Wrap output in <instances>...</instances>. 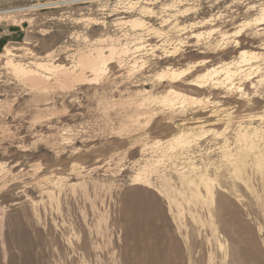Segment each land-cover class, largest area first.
<instances>
[{"label":"rangeland","instance_id":"obj_1","mask_svg":"<svg viewBox=\"0 0 264 264\" xmlns=\"http://www.w3.org/2000/svg\"><path fill=\"white\" fill-rule=\"evenodd\" d=\"M59 1L66 0H0V14L22 10L5 20L0 15V264H264V54L251 63L258 68L253 82L262 80L253 89L242 75L227 91L211 82L199 90L177 87L199 105L163 106L156 79L167 66L196 64L200 75L240 51L264 53V33L251 34L254 26L237 39L238 48L232 37L216 50L204 47L220 41L218 35H202L199 46L189 38L214 28L231 36L252 20L255 12L247 8L264 0L45 6ZM165 4L194 11L171 24H213L170 29L161 22L176 12L164 13ZM144 6L157 17L140 14ZM133 19L145 27L134 32ZM150 27L163 36L150 35ZM178 39L185 43L175 57L149 47L134 51L140 41L168 48ZM111 42L127 52L116 53L92 84L60 89L54 72L32 67L47 61L77 71V55ZM4 50L48 88L34 89L18 77ZM136 103L151 118L137 120ZM180 130L187 139L176 143ZM132 201L143 206L139 214Z\"/></svg>","mask_w":264,"mask_h":264},{"label":"bare ground","instance_id":"obj_2","mask_svg":"<svg viewBox=\"0 0 264 264\" xmlns=\"http://www.w3.org/2000/svg\"><path fill=\"white\" fill-rule=\"evenodd\" d=\"M81 1H79V2H81ZM73 2L74 1H72V0L71 1L66 0V1H61V2L59 1L58 3H56V2L55 3H49V4H46L45 6H53L54 5L56 7V5H58V4H70ZM177 4H180V3H177ZM35 7L36 6H34V7L32 6L30 8L33 11V8H35ZM162 7H163L162 10L164 11V13H166L165 11H169V10L171 12V11H173L172 9H174V11L176 13L169 16L168 18H164L162 20L161 24L164 26H170V29H176L177 28L178 32H181V31L183 32L187 29H188V31H192L194 29L201 28V27H204L206 25H210V23H212L211 20L208 19L205 21L192 22V23H189V24L183 25V26H179L177 23L171 24V22H172L171 18H176L178 16H180V17L188 16L192 13L193 10L191 11V8L178 9L179 6L176 7L173 4H169V5L165 4V5H162ZM27 8L29 9V7H27ZM23 9H25V8H23ZM19 10H21V9H19ZM19 10H14L15 12L14 11L13 12L12 11L11 12L10 11H8V12L4 11L0 15H4L2 18V19H4V18H7V16H5V15L11 14V13H18ZM247 10L251 11V12H253V11L255 12L253 14V18L251 17L252 20L247 21V22H242V23L240 22L241 24L237 25L239 27V29H237V31L234 34H231V36L226 32H221L217 28H214V29H210L209 31H205V32L203 31L202 33H193V34L191 33V36L189 38L195 39L194 46H199L200 45L199 44L200 37H202V35H207L208 37H210L211 35H218V37H220L221 40L216 41V42H210L209 41L204 47L206 50H212V49L216 50V49L222 48L224 45H225L224 49H226L227 45L230 43L232 44L233 47L238 48L240 43H239V40H237V39L242 37V33L245 32L247 29H250V27L251 28H252V26L255 27V29H253L254 31L251 30V34H256V33L262 34V33H264V3L259 4L257 7L256 6H250L247 8ZM25 11H27V9ZM190 11H191V13H190ZM139 13L143 14L144 16L146 15L147 17H151V18L154 16L157 17V15H158V12H155L153 8L146 7V6L142 7L140 9ZM12 20L13 19H11V21ZM13 23H16V22L13 21ZM128 23L134 29V32L140 31L146 25L145 21H142L140 19H138V20L133 19V20H130ZM258 26H260V28H257ZM148 31L150 32V35H157V36L160 35V37L163 36V34L159 30H157L156 28L150 27V29ZM182 34H185V32ZM140 35H137L138 39L142 40ZM137 36H136V38H137ZM231 37L234 38V40H231V42L228 43ZM124 40H126V39H124ZM208 40H210V39H208ZM117 41H118V39H117ZM164 42H166V41H163V43ZM112 43H115V42H111L110 44H112ZM143 43L144 42L140 41L137 45H135L134 51L138 53V51H143V50H145L146 47H149L148 52L151 51L154 54L155 51L161 50L160 54L164 58H171V57H175L177 55L179 48L182 45H184L185 42H183L182 39H178V40L174 41V43H170L168 48H166V46H164V45H160L161 46L160 47L159 45L157 46L155 44L143 46L142 45ZM188 47H193V45H189ZM8 50H11V49H8ZM8 50L7 51L4 50L5 53H4L3 57L7 59V62L5 64L9 65L13 69L15 74L18 77H20L23 81H26L27 83H29L32 88L46 90L48 88V84L45 81L46 79H44L41 75H38L36 73V71L34 72L33 70H31V67L26 68V67H24V65H21L17 62L14 63L13 60H11V59L8 60L9 56H11V55L13 56V52L10 55V51H8ZM126 52H127V49L124 46L123 47H121V46L116 47L113 44L107 46V48H104V47L98 48L97 47L92 51V53H88V54L84 53V54L77 55V58L75 61L76 62L75 67H76L77 71L71 70V69L66 68L64 66H61V65L48 64V63H46L47 61L45 62L46 64L44 62H43L44 64L39 63V62L34 63L32 67L33 68L37 67V68H41V69H45V70L54 72V74H56L55 84L57 85L58 88L63 89V88H69L74 83H77L76 85H78V84L83 85L86 83L88 84L91 82L99 81V78L103 76L106 63L113 60V57L116 53L125 54ZM199 52L204 53L201 50ZM210 54H212V53H210ZM263 54L264 53H257V54L256 53H254V54L249 53L248 54L245 51H240L238 56L236 58H232L228 63H223L221 66H219L217 68L212 67L210 69H207L206 72H204L200 75L194 74L195 68L197 67L196 64L189 65L186 68H183L180 70L173 69V68H170L169 66H167L168 68H165V70H163L157 76L155 75L157 81L159 83H161V86L164 88L163 89L164 92H163L161 98H159L160 102L162 103L163 106H165L169 109H172V110L175 108L176 105L178 106V104L180 105V104L190 103L191 105H199L201 103L200 101H196L193 98H191V99L190 98H184V95H182L179 92V89L177 87L182 84V85H185L187 87H193V88L199 90L211 82L212 83L211 86L214 89H225L228 86H230V89H231L232 87L234 88L233 82H234L235 78H237L239 75H242L244 77V79H246V81L250 82L251 89H253V88L257 87L259 84H261L262 80L257 79L255 82H253V79L256 77V72H257L258 68L253 67V65L251 63H252V61H254V60L256 61L257 59L261 58ZM51 56L48 55L47 58H51ZM157 58L160 59V57H157ZM49 61H51V60H49ZM133 61H135V60H133ZM203 61L204 60H202L200 65H202V63H205ZM139 62L140 61H138V63ZM136 63H137V61L135 63H132L134 67L136 66ZM110 64H111V62H110ZM140 65H141V63H140ZM133 66H131V68ZM136 67H138V66H136ZM227 90H228V88H227ZM236 91L240 93L241 97L244 96V94H245L240 89V86H238L236 88ZM136 104H138V103H136ZM143 106H144L143 103H140L136 106V110H140L139 113L136 114V117L138 116L137 120H139V119L143 120L146 117L151 118V116L147 115L148 113H150V110L148 108H144ZM202 106H201V108H202ZM205 108L206 107H203V110ZM194 130H189V131H194ZM183 132H184V130H182L179 134H177L180 136L174 140L176 143L185 142L182 140V138L187 139V136L182 135ZM207 132H209V130H207ZM138 177L139 176L134 178L133 185L139 184V182H138L139 178ZM137 201L136 202L132 201V203H131L132 213L134 215L139 214L138 209H142V207H143L142 205H140V206L137 205V204H139ZM141 214H143V217L145 216L143 212ZM131 216H133V215H131ZM145 219H147V217Z\"/></svg>","mask_w":264,"mask_h":264}]
</instances>
